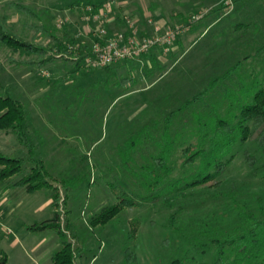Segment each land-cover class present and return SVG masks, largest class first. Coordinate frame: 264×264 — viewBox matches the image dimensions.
Instances as JSON below:
<instances>
[{"label": "rangeland", "instance_id": "obj_1", "mask_svg": "<svg viewBox=\"0 0 264 264\" xmlns=\"http://www.w3.org/2000/svg\"><path fill=\"white\" fill-rule=\"evenodd\" d=\"M87 1L0 2V18H7L11 32L23 42L45 49L48 59L46 65L39 67L35 55L13 53L6 48L0 52L6 68V72L0 76V84L23 105L26 113L25 131L29 138V144L22 145L13 141L16 136L11 133L8 143H17V146L13 149L0 146L3 154H11L10 158L26 161L21 175L9 184L37 166L43 167L52 176L53 179H46L49 187L34 193H23L27 199L25 202L30 199L40 200V203L46 201L44 198H51L50 206L43 209L56 211L58 230L67 236L75 249V264L79 261V255L88 264H127L124 254L126 249L136 255L139 264H210L217 249L208 240L197 238V229L191 230L193 239H179L177 242L171 238L168 216L177 209L170 211L162 200L153 198L161 194L159 188L153 191L146 188V181H149L146 179V160L144 154L141 156L136 152L135 144L140 142L138 133L146 124V116L162 108L154 110L160 97H164L166 102L167 93L173 91L171 94H178L180 101L184 102L199 92L208 91L201 100L209 106L215 105V113L210 114L218 115L217 119L227 121L234 128L231 136L233 140L224 146L226 153L233 154L234 159L220 181L228 186L235 184L242 191V198L252 201L254 195L264 202V176L251 173L244 155L245 152H251L259 158L262 153L254 144L240 142L236 137L238 129L234 127L238 108L252 103L243 88L237 85L246 80L244 73L253 72L257 75L264 67V50L258 54L253 50L264 39V5L259 1L261 7H251L254 10L249 15L253 21L256 20V26L236 16L222 24L226 28V25L244 21L250 25L245 33H236L232 29L224 31L223 26H216L203 35L198 34L185 49L187 52L176 56L178 64L171 69L160 66L145 77L140 66L122 61L123 64L113 70L114 74L117 73L118 79L134 77L136 83L128 90H120L115 86L107 89L106 73L87 66L95 42L92 32L95 25H90L88 29L82 19L86 14ZM143 3L146 7V3ZM120 6L114 4L106 16L109 20L107 29L111 35L126 29V17L133 21L138 17L134 8L124 9ZM222 6L224 11L234 9V6ZM259 7L261 13L256 10ZM20 9L30 12L28 14ZM41 27H46L48 34L38 31ZM255 29L263 33L262 39L258 35H251ZM139 31L141 35L140 27ZM61 46L67 49H61ZM251 46V58L246 65L233 70L230 80L219 81L212 90L209 84H205L208 87L202 84L208 71L214 72V75L225 73L224 69L244 60L245 55L242 54ZM120 92L126 93L121 99L118 98ZM180 101L175 100L173 104ZM207 110L210 112L212 109L209 107ZM159 111L164 112L165 109ZM188 115L195 119L193 113ZM199 130L191 127L185 131L189 133L188 136H194L192 139H201L202 135H197L202 131ZM203 131L210 130L207 128ZM258 161L262 166L264 160L259 158ZM141 165H145V168H141ZM201 166V163L185 168L178 165L173 176L189 182L202 176ZM163 194H167V190ZM212 194V191L197 192L196 198L186 200L184 209H192L194 204H206ZM120 202L133 206L125 207L105 227L93 228L89 225V221L101 209ZM179 203L180 198L177 207ZM227 210L229 212L230 209ZM48 213V217L24 216L27 223L24 227L16 221L7 229L9 234L1 232L0 249L6 252L9 264H46L48 261L44 257L51 261V257L59 250V247H55L56 243L60 244L57 230H33L34 226L41 228L47 218H52L51 213ZM233 214L237 212L231 211L232 217ZM67 223L79 235L76 239L67 230ZM166 238L172 239L169 246L164 244ZM15 239L19 240L18 244H11ZM37 244L38 249L33 251ZM176 260L180 262L173 263ZM0 264H4L1 258Z\"/></svg>", "mask_w": 264, "mask_h": 264}, {"label": "trees", "instance_id": "obj_2", "mask_svg": "<svg viewBox=\"0 0 264 264\" xmlns=\"http://www.w3.org/2000/svg\"><path fill=\"white\" fill-rule=\"evenodd\" d=\"M107 1L88 0L86 6L100 9ZM140 1L146 3L147 0H133L129 8H134L135 14L138 16V19L135 20L138 29L140 27L141 35H145L146 20L143 16ZM244 1L230 0V5L240 9L244 7ZM248 1L253 3L256 0ZM262 3L264 5V0H262ZM152 7L155 8L153 4ZM20 10L25 13L28 12V14L30 12L28 9ZM248 22L250 23V21ZM249 23L246 24L244 21H240L234 24L236 26L234 32L245 33L250 26ZM251 23L254 22L251 21ZM38 31L48 34L46 27H41ZM252 32L253 34L250 33L252 36L258 35V38L262 39L263 33L259 30L255 29ZM70 45H73V43H70ZM5 48L13 53L23 52L28 55H35L39 60L37 62L39 67L46 65L48 62L46 50L20 40L11 32L8 27V20L4 17L0 18V52ZM65 48L67 49V47L61 46V49L65 50ZM251 50L252 46L242 54L245 55L244 60L224 69L225 73L214 75V72L210 71L208 73V71L206 77H203L206 79L202 81V84L204 86L209 84L208 86L212 90L218 86L219 81L230 80L233 77L232 73L235 68L247 64V61L251 58L249 56ZM253 50L256 51V54L264 50V39L259 41ZM144 57L145 55L138 60L141 61ZM136 61L127 60L125 62L132 64ZM119 64L121 62L99 69L107 75V89L115 86L120 90H128L136 83L134 77H130V79L120 77L118 79L117 73L114 74L115 71L113 70ZM140 69L145 77L150 76L151 71L146 70V66H141ZM5 72L6 68L0 57V76ZM243 76L246 80L243 81V84L237 86L243 88V92L251 99L252 103L243 104L238 108V115L235 116L237 124L234 127L238 129L239 133H236L237 136H235L240 142H250L258 147L262 153V157L259 156V158L264 160V67L257 75L251 72L244 73ZM210 78H214L213 81L210 82ZM258 80L260 82H257ZM193 83H195V79ZM245 88L247 90H244ZM207 92H199L181 102L179 95H172V91L167 93L166 102H164V97H160L156 108H154V110H158L162 107L160 109H163V111L165 109L164 112L159 111V109L156 113H150L146 116V124L138 133L140 134V142L135 144L137 146L135 148L136 152L140 153L141 156L144 154V160H146V179H149V181H146V188L150 191L159 188L161 194L152 197L156 200H162L164 206L170 211L177 209L168 216L173 241L193 239L194 235L191 230L197 229V238L201 237L208 240L217 249L215 258L210 264H264V202L260 197L254 195L252 201L242 198V191L235 184L228 186L220 181L234 159V155H228L226 149H224V146L233 140L231 136L234 128L227 121L217 119L216 116L218 115L210 114L215 113V105L209 106L206 101L201 100ZM125 95L126 93L120 92L118 98L121 99ZM175 100L180 102L173 104ZM212 103L215 102L212 101ZM149 104L151 107L152 104ZM209 107L212 109L210 112L207 110ZM192 113L195 116L194 120L188 115ZM25 124L26 113L23 105L19 100L8 94L0 84V131L13 133L20 144L28 145L29 138L25 131ZM191 127L197 129V131L198 129L203 131L209 128L210 131L202 132L199 130L200 133L197 135H202V138H193V140L192 137L194 136H188L189 133L185 131L186 128L191 129ZM244 155L246 165L251 173L264 176V163L260 166L259 158H256L251 152H245ZM136 157L140 158V156ZM196 163L202 165L203 171L200 173L202 176L195 177L189 182H184L183 179L173 176V172L177 170L178 165L185 168ZM25 164L26 161L21 158H10L0 153V182L21 175ZM140 167L145 168V165ZM46 179L53 178L43 167L39 168L37 166L31 168L28 174L21 176L17 184L24 187L27 192L34 193L44 187H49ZM165 190H167V194H163ZM210 191L213 194L210 195L209 202L206 204L201 203L199 206L194 204L192 209H184L188 198H196L197 192L208 193ZM179 198L181 204L179 203L180 206L177 207ZM208 205L211 206L208 208ZM132 206L131 203L120 202L113 206L104 207L92 217L89 225L93 228L105 227L125 207ZM227 209H230L229 212ZM231 211H236L237 214H233L232 217ZM58 222V215H55L52 220L41 224L42 229H56L61 241V248L53 255L51 264H75V249L68 241L67 236L58 230ZM71 227V225H67L71 234H76ZM172 239L166 238L164 241L165 246H169ZM124 254L127 264H139L136 255L130 249H126ZM0 258L1 262L5 264L6 257L1 252ZM177 262L180 261L176 260L173 263Z\"/></svg>", "mask_w": 264, "mask_h": 264}, {"label": "crops", "instance_id": "obj_3", "mask_svg": "<svg viewBox=\"0 0 264 264\" xmlns=\"http://www.w3.org/2000/svg\"><path fill=\"white\" fill-rule=\"evenodd\" d=\"M228 0H147L146 1V7H144V1H140L143 16L146 20V30L144 32L145 35L148 34V36L153 35V25L152 23H155L161 27L163 31H166L167 29L180 27L182 29H185V33L179 35L174 39L173 45L171 49L168 51V53H164L161 49L155 48L150 50L147 54H145V57L140 61L137 60L136 62H133L131 65L138 66H146V70L148 71H155L160 66H168L170 69L173 67V65L178 64V61H176V56L180 55L182 52L185 54L187 51L185 49H188V46L190 45L192 39L196 37L198 34L203 35L206 33L209 29L212 30L214 27L217 26V28L223 26V30L229 31L232 29L234 31V25H226L227 27L222 25L225 21H228L229 19L233 17L240 18L241 20L252 21L254 22V26H256L257 22L256 20H252L251 14L252 9L251 7L260 6L259 1L262 0H256L255 2H250L248 0H245L244 7L243 8H235L230 11L227 7ZM133 2V0H118V3L121 5L120 8H127L130 9V3ZM152 4L155 6L152 7ZM226 6L228 10H223V6ZM262 6V4H261ZM260 6V7H261ZM256 8L258 11H260L261 8ZM246 11V12H245ZM261 13V11L259 12ZM254 17H256L254 15ZM257 18V17H256ZM138 19V18H137ZM249 28V27H248ZM247 28V29H248ZM121 30V29H120ZM209 30V31H210ZM208 31V32H209ZM140 32V31H139ZM148 32V33H147ZM185 51V52H184ZM174 59V61H173ZM172 61V62H171ZM128 63V62H127ZM123 64V63H121ZM171 65V66H170ZM133 68V67H132ZM11 133L0 131V146L1 147H10L9 149L15 148L17 146V143H8ZM15 136V135H14ZM17 141L20 143L17 138L15 137L13 141ZM15 150V149H14ZM0 153H2V150H0ZM11 153V152H10ZM5 156L10 157L11 154H3ZM14 155V154H13ZM17 176L10 178L9 180L5 182H0V234L3 231L4 234H9L8 228H10V225L15 223H19L22 227H24L27 223L24 216L30 217H45L48 212L51 213L52 218H47L48 220H45V222L52 220L55 217V212L53 209H43L45 207H49L51 204V198H44L46 201H42L38 203L39 201L36 200H28L25 202L26 196L23 193H29L26 191L24 187L19 186L17 183L19 181V178L16 182H13L12 184H9V182L15 180ZM12 199H11V198ZM12 201V204L10 205V201ZM26 199V200H25ZM38 199V198H37ZM27 204V209L25 208ZM27 214V215H26ZM44 215V216H43ZM95 216V215H94ZM48 217V216H47ZM44 223V222H43ZM37 225V224H36ZM71 225L70 223L66 224ZM72 226V225H71ZM73 229V227H71ZM36 229H42L38 228V226H34L33 230ZM69 233L71 234L69 228H67ZM74 239H76L79 235L77 234H71ZM19 240L15 239L12 241L11 244H18ZM60 244L55 245L56 248H61V241L59 239ZM59 245V246H58ZM39 244L35 245L33 247V251H36L38 249ZM0 252L3 253L6 257V263L9 264V258L6 254V252L3 249H0ZM56 253V252H55ZM54 253V254H55ZM47 259V257L44 262H47L46 264H51L52 262ZM79 261L77 264H88L87 262L84 263V259L79 255L78 256ZM77 258V260H78ZM95 259V258H94ZM93 259V260H94ZM92 260V261H93ZM88 261V260H87Z\"/></svg>", "mask_w": 264, "mask_h": 264}, {"label": "built area", "instance_id": "obj_4", "mask_svg": "<svg viewBox=\"0 0 264 264\" xmlns=\"http://www.w3.org/2000/svg\"><path fill=\"white\" fill-rule=\"evenodd\" d=\"M230 5V0L227 1ZM117 0H108L100 9L87 6L86 14L83 16L85 25L90 29V25H95L92 31L94 35V45L92 56L87 59V66L93 69H103L111 64L127 61L138 60L150 50L159 48L167 53L177 36L185 33V29L175 27L163 31L159 25H153V35H140L136 21L131 18H125L126 29L114 34H109L107 29V13ZM231 6V5H230Z\"/></svg>", "mask_w": 264, "mask_h": 264}]
</instances>
